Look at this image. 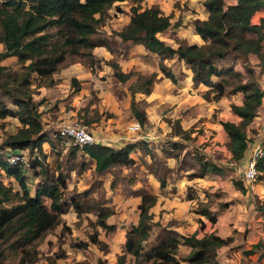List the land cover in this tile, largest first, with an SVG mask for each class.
I'll use <instances>...</instances> for the list:
<instances>
[{
  "label": "trees",
  "instance_id": "obj_1",
  "mask_svg": "<svg viewBox=\"0 0 264 264\" xmlns=\"http://www.w3.org/2000/svg\"><path fill=\"white\" fill-rule=\"evenodd\" d=\"M116 1L122 0H0V44L3 46L0 50V62L6 57L15 56L23 70L20 73L19 70L0 63V120L11 116L21 124L15 133L7 135L0 149L3 145L12 152L26 148L35 157H38V153L43 156L41 145L44 142L53 143V139L50 131L43 127L41 113L37 110L38 102L33 100L28 90L30 75L35 73L39 79L48 78L64 62L70 60H79L93 69L97 59L92 49L97 45H103L116 53L118 50H113L104 36L96 34L107 10ZM202 4L208 12L206 18H194L192 21L196 33L203 40L200 44H190L182 39L171 46L159 39L156 34L170 25L171 14H165L157 4L143 8L139 4L131 5L128 22L116 32L119 38L117 42L122 44L123 55L130 46L141 43L155 52L160 60L176 57L178 61L186 63L191 71L192 83L207 86L204 92L207 99L240 93L241 103L230 105L231 112L239 116V121L221 122L230 158L238 163L247 149V128L258 112L264 93L253 66L247 64L249 54H254L258 59L257 72L264 69V17L258 23L251 21L256 11L264 9V0H203ZM116 9H119L118 6ZM51 26H57L56 38L44 31ZM77 57L80 59H75ZM237 61L242 62L241 69L235 67ZM105 62L111 66L114 78L121 83L133 75V70L122 72L114 59ZM159 67L165 76L172 81L176 80L161 62ZM135 72L136 82L139 83L138 91L148 94L155 74L144 76ZM70 81L74 89L78 90L76 78L72 77ZM54 83L50 80L49 83L38 85L51 86ZM3 96L14 107L8 106ZM129 108L134 117L132 121H138L141 128L145 127L148 119L144 109L133 98ZM169 134L180 138L189 135L178 119L172 121ZM169 144L177 149L182 146L179 139L170 140ZM68 147L73 150L80 147L94 161L97 173H103L112 166H133L136 161L130 153L135 148L152 153L144 139L125 143L121 147L98 142L82 146L67 145L65 148ZM192 158L198 163L195 172L198 176L220 171L214 162L203 161L202 156L196 152ZM28 165L35 171L40 164L34 158ZM257 168V178H260L261 172H264V158L258 160ZM2 174L12 177L19 190H14L10 184H4L0 178V264H30L38 258V242L59 224L61 214L68 204L74 207L77 215L80 214V194L70 196V202L64 199L60 188L65 185L64 178L57 176L53 183L44 177L43 184L37 186L31 195L23 164L8 163L0 152V177ZM190 175L195 176L193 173ZM163 184L164 181H160V185ZM233 184L244 190L241 181L234 180ZM43 196L49 199V207L44 204ZM155 199V196L143 197L136 223H131L125 232L122 253L117 256L118 264L128 252L134 254V264H220L216 258L217 250L227 245L231 237H221L213 231L201 236H197L196 232L182 235L167 225L159 226L150 211ZM200 203L204 207L197 209V213L214 222V213L205 203ZM92 208L95 219L88 220L90 230L86 232L87 239L74 240L70 245L85 250L89 244H93L106 253L108 245L99 238L97 228L105 231L113 229V225L107 223L112 210L99 203H94ZM154 226L159 227L154 240L150 245L143 244ZM179 245L189 248L183 259L176 257ZM58 251V256L64 255L61 248ZM48 259H51L49 264H54V259ZM97 264L112 263L98 257Z\"/></svg>",
  "mask_w": 264,
  "mask_h": 264
},
{
  "label": "rangeland",
  "instance_id": "obj_2",
  "mask_svg": "<svg viewBox=\"0 0 264 264\" xmlns=\"http://www.w3.org/2000/svg\"><path fill=\"white\" fill-rule=\"evenodd\" d=\"M196 1L201 2V0ZM114 3L107 10L105 19L98 26L96 34L97 36H104L113 50H118L113 53L126 57L129 55L131 46L123 55V47L121 43L117 42L119 38L116 34L125 16L119 6V9H114ZM188 4L190 2L185 5L187 8L191 6V4L187 6ZM116 10L117 13H115ZM194 11L197 13L195 9ZM186 13H188V9L185 10ZM192 16L189 15L185 19V21L188 20L183 26L184 31L182 30L185 34H188L189 30L187 24L192 23L194 18H198H191ZM56 30L57 26H51L44 31L51 34L52 38H56ZM169 32L171 36L175 33L172 29ZM174 41L172 39L171 42L174 43ZM2 49L3 46L0 44V50ZM103 50V47H95L97 62L93 69L83 65L79 60H70L64 62L60 69L48 78L39 79L35 73L30 75L31 84L28 90L33 100L39 104L37 110L41 113L43 127L50 131L53 143L44 142L41 145L43 156H39L37 152L38 157H35V154L33 152L32 154L29 153L26 148L22 150V164L28 190L32 195L37 186L43 184L44 177L52 180L53 183L57 176H62L65 185L60 188L64 199L70 202V196L79 193L81 207V212L77 215L74 207L70 203L68 204L65 212L61 214L59 224L48 231L44 238L38 242V258L30 264H49L51 259H48V257L54 259V264H77V262H80V264H97L98 257L105 258L109 263L118 264L117 256L122 253L125 232L131 223L137 221L143 197H156L159 193L164 192H168L165 195L171 194L169 196L171 209H167L159 217L153 218V220L159 222V226L167 225L170 226L169 228L176 230L172 228L175 226L179 232L185 234L196 231L197 236L211 231L228 234L231 241L217 250L216 258L220 264H264V252H261V249L258 257H256V255L251 256V254L242 253L239 248V242L242 244L246 239V235L243 239V233L246 234L250 229L248 228L246 231H243L244 229L237 230L238 227L245 228L248 223L254 221L251 240L259 241L261 245H264V196L250 193L248 199L253 202L254 207L249 204L247 210L242 206L239 208L237 202L232 203L238 193L232 189L230 181L242 178L245 159H241L236 163L228 158L226 152L227 140L224 136L217 135L215 129L218 117L230 118L229 105L231 102L238 100L239 97L241 98V94H228L218 98L220 101L214 104L212 101L218 99L205 98L204 92L207 88L202 86H200V89L194 88L190 85L188 78L181 80V86H176V83L172 85L165 80V83H161L155 100L163 99L166 91H169V94L165 95L166 100L164 103L152 107L153 99L149 97L150 95L145 96L139 93L140 91L137 89L139 83L136 82V70L132 71L131 80L116 83L117 80L115 81L110 76L109 69L103 63L105 60L99 58L98 54ZM145 57L144 53H140L137 63L142 61L148 63ZM160 62L165 68L170 66L176 72L186 68L185 64L176 61L160 60ZM0 63L10 66L14 70H19L20 73L23 71L22 64L15 56L6 57ZM151 63L150 65L156 67L153 61ZM247 64L253 66L259 85L264 92V76L257 72L258 68L255 67V64H252L249 60ZM240 65L243 66L240 61L235 63V67ZM158 67H156L157 70L160 69ZM77 68H86L88 74L85 75L84 73L82 75ZM72 76L76 77L79 84L78 90L74 89L70 81ZM50 80L56 83L51 86L44 85L47 87L44 91L46 93H43L46 96H41L40 92H43L44 89H41L42 85H38V83L46 84ZM130 82L132 83L130 84ZM166 87L169 89H166ZM170 93L176 94L174 96L175 103L168 107L167 100ZM2 98L8 106L14 107L6 97L3 96ZM132 98L140 108L149 109L150 117L159 116L161 119L163 118V125L154 126L153 123H147L138 132L129 131L127 126L134 119L129 108ZM175 110L177 112L179 110L177 115H180L183 112L182 110H190L182 121L188 131V137L180 138L177 135L169 134L172 121L178 119L173 118L175 117L173 113ZM257 115L258 117H255V120L258 123H253V127H248V143L252 144L260 134H264V93ZM168 118L173 119L167 122ZM73 120H81L84 124H87L98 143H109L110 146L114 147L115 145L119 146V144L144 139L147 141V147L152 153H145L142 149L135 148L131 152L136 161L133 166H112L103 173H97L94 170V161L90 160L80 147L74 150L71 147L65 148L66 146L57 136L59 126ZM19 127H21V124L15 117L6 116L1 119L0 145L8 134L15 133ZM148 129L152 130L151 136L153 135L149 138L146 137ZM177 139L182 142V146L179 149L172 148L169 144L170 140ZM6 151H9V147L3 145L0 152L5 159ZM164 151H167V153ZM195 152L202 156L203 161L214 162L216 168L218 167L220 171L208 172L203 176H198L195 173L198 163L192 158ZM34 158L40 164L35 171L28 165L29 161L34 160ZM192 173L195 176H191ZM0 178L4 184H10L14 190H19L18 184L12 177L2 174ZM187 179H195L200 182L198 188L194 189ZM258 179L264 181V172H261V178H257L256 181ZM162 180L164 184L160 185ZM167 185H169L170 191L166 190ZM244 193L241 195L242 200L240 203L244 200L246 202L247 195ZM188 194H197L199 199L207 198L209 208L217 212L215 223H210L211 221L202 215V217H199L197 209L204 207L200 203L202 201L196 200V198L190 201L186 198ZM227 199L231 206L228 209L219 208L222 202ZM42 200L49 207V199L43 196ZM94 203H99L103 207L112 210L107 222L113 225V229L105 231L99 227L97 228L99 238L108 245L106 253H103L92 244H89L85 250L76 249L70 245L74 240L87 239L86 232L90 230L88 220L95 219L94 209L92 208ZM202 203L206 204V202ZM218 208L220 210H217ZM161 210L165 211L164 208ZM258 217L260 219L257 221ZM164 220H167L166 224H164ZM158 230L159 227L154 226L149 238L143 244L150 245ZM60 248L64 251L63 256L57 255ZM188 252V247L179 245L176 257L183 259ZM9 261L12 260L9 259ZM120 264H134V254L131 252L126 253Z\"/></svg>",
  "mask_w": 264,
  "mask_h": 264
},
{
  "label": "crops",
  "instance_id": "obj_3",
  "mask_svg": "<svg viewBox=\"0 0 264 264\" xmlns=\"http://www.w3.org/2000/svg\"><path fill=\"white\" fill-rule=\"evenodd\" d=\"M188 2H190V4H191V6H189L190 4H188L187 6H189V8H187L185 5L188 3ZM202 2H203V0H201V2L200 3H198L196 0L195 1H193V0H122V1H116L115 3H114V9L116 8V6H119V8H120V10H121V12H122V14H124V21L121 23V25L119 26L120 28L124 25V24H126L127 22H128V20H129V15H130V11H129V8H130V6L131 5H135V4H139L140 6H141V8H143V7H146V6H149V5H151V4H157L158 5V7L165 13V14H171V17H170V25L164 30V31H161V32H158L156 35H157V37L159 38V39H161L165 44H169V45H171V46H174V45H176L180 40H182V39H184L186 42H188V43H196V44H200V43H202L203 42V40L200 38V36L196 33V31H195V29H194V27H193V24L192 23H189V24H187V27L189 28V30H188V34H185L183 31H184V25L187 23V21L188 20H186L185 21V19L187 18V17H189V15H193L191 18H194V17H198V18H200V19H204V18H206V16H207V10L205 9V7H204V5L202 4ZM180 8H183V9H180ZM188 9V13H186L185 14V10H187ZM194 9L197 11V13H195V11H194ZM115 13H117V10L115 11ZM261 17H264V9H260V10H258V11H256L253 15H252V17H251V21L253 22V23H258L259 22V19L261 18ZM191 18H189V19H191ZM119 28V29H120ZM119 29H117V30H119ZM174 30L175 31V33H174V35H169L170 34V30ZM192 29V30H191ZM183 30V31H182ZM185 35H187V36H185ZM176 37V38H175ZM172 39H174L175 41H174V43H172L171 41H172ZM95 47H103V51H100V54H98L99 55V58H103V60H109V59H114L117 63H118V65L120 66V69H121V71L122 72H128V71H130V70H136L137 72H139L140 74H142V75H150V74H152V73H155V77H154V80H153V83H152V87H151V91L148 93V94H145V93H143V92H139V93H142V94H144L145 96H147V95H150L149 97L150 98H152L153 100H152V103H151V105H152V107H156V106H159V105H161L162 103H164L165 102V100H166V97H165V95H168L169 94V91H166V93H165V95H164V98L163 99H157V100H155V97H157V95H158V90H159V87H160V85H161V83H165V80H167L169 83H171L172 85H175L174 83H176V86H181V80L182 79H185V78H188L189 79V81H190V85H192L194 88H197V89H200V86H202V87H205V88H207V86H205V85H203V84H201V83H199V84H197V85H194L193 83H192V80H191V71H190V69H189V66L186 64V63H184V62H182V61H178L177 59H176V57H172V58H166V59H164V61H170V62H178V63H181V64H185L186 65V68L183 70V69H181V70H179L178 72H176L175 70H173L170 66H168L166 69H168V70H170V72L171 73H173V75L175 76V81H172L169 77H167V76H165L164 75V73L161 71V69H159V70H157L156 69V67H158L159 66V62H160V59H159V56L155 53V52H153V51H151V50H149L148 48H146L143 44H141V43H136V44H134V45H132L130 48H129V55L128 56H126V57H122L121 55H116L115 53H113V52H111V51H109L108 49H106L103 45H97V46H95ZM95 47L92 49V53L94 54V55H97V54H95ZM140 53L142 54V53H144V55L146 56L145 58H147V62L148 63H145L144 61H142V62H139V63H137V61H138V59H139V57H140ZM116 56H118V57H116ZM133 60V62H131ZM248 60L252 63V64H255V67L256 68H258V66H257V62H258V59H257V57L254 55V54H249V56H248ZM105 61H103V63L105 64V66L109 69V71H110V76L113 78V79H115L114 78V76H113V74H112V68H111V66L108 64V63H106ZM151 61H153L155 64H156V67H154V66H152V65H150V64H152L151 63ZM159 68V67H158ZM236 68H239V69H241V66H239V67H236ZM78 69V68H77ZM86 69V68H85ZM84 68H79L78 70H79V72L82 74V75H84V73H85V75H87L88 74V70H87V73H86V70H85ZM178 73V74H177ZM260 74H261V76H264V69L263 70H261V72H260ZM132 76V75H131ZM72 77H74V78H76L75 76H72ZM71 77V78H72ZM70 78V79H71ZM131 78L132 77H130V78H128L126 81H128V80H131ZM115 81H116V79H115ZM125 81V82H126ZM260 82H261V79H260ZM56 83V82H55ZM54 83V84H55ZM116 83H121V82H119V81H116ZM132 82H130V84H131ZM192 86H191V88H192ZM44 89V90H42L43 92H40V95L41 96H46V94H43V93H46V92H44L45 90H46V88L47 87H41V89ZM166 89H169V88H167L166 87ZM174 93H175V91H173ZM237 93H232L231 95H236ZM239 94V93H238ZM176 95V94H175ZM175 95H173L172 93H170V96H169V98H168V104H167V106L169 107L171 104L173 105L174 103H175ZM37 97V96H36ZM171 97H174V98H171ZM263 98V97H262ZM234 99V98H233ZM157 101V102H156ZM174 101V102H173ZM219 102L220 100L218 99V100H216V101H212L214 104L216 103V102ZM231 103H235V104H240L241 103V98L239 97V99L238 100H236V101H233V102H231ZM231 103H230V105H231ZM261 103H262V100H261ZM261 103H260V105H261ZM230 105H229V107H230ZM172 109V108H171ZM149 109H146V108H144V111L146 112V115H147V123L149 124V123H153L154 124V126L155 125H158V126H162L163 125V118L161 119V117H159V116H157V117H154V116H152V117H150L149 116V111H148ZM158 110V109H157ZM183 112L182 113H180V115H177L178 114V112H179V110H178V112H177V110H175V112H173L174 113V116L175 117H173V116H171V117H173V118H178L179 119V121H180V123H181V127L182 128H184V129H186V126L184 125V122H182L183 120H184V118L183 117H185V115L186 114H189V111L190 110H182ZM230 112H231V109H230ZM230 118H227V117H218L216 120V127H215V129L217 130V135H219V136H224L225 138H226V140H227V137H226V133H225V131H224V129H223V127H222V125H221V122L222 121H226V120H228V121H232V122H238L239 121V116H237L236 114H234V113H230ZM181 119H180V118ZM190 117H192L191 115H190ZM255 117H258V115L256 114L255 115ZM255 117L253 118V120H252V122L249 124V126L248 127H253V123H258V122H256V120H255ZM173 118H168L167 119V122H169L170 121V119H173ZM188 118V117H187ZM132 122V121H131ZM130 122V123H131ZM170 129V127L168 128V130ZM249 130V128H247V136H248V131ZM166 132V131H165ZM151 134H152V130H150V129H148V131H147V133H146V137L147 138H149V137H152L151 136ZM263 134V133H262ZM96 138V137H95ZM256 141V140H255ZM100 143V142H99ZM254 143V142H253ZM101 144H105V143H101ZM248 145H247V149H246V151H245V153H244V155H243V157H242V159H245V163H246V160H247V158H248V156H249V152H250V148H251V144L252 143H247ZM106 145H109L110 146V144L109 143H106ZM124 144H119V146H117V145H115L114 147H121V146H123ZM133 152V151H132ZM226 152H227V157L228 158H230V152H229V150L227 149L226 150ZM131 154V153H130ZM132 156V155H131ZM133 157V156H132ZM134 159H135V157H133ZM261 178V177H260ZM196 179V178H195ZM195 179H187V181H190L189 183H190V185L192 186V187H194V189L195 188H198V185L200 184V182H197ZM257 179V178H256ZM256 179L254 180V181H256ZM234 180H238V181H241L242 182V185H243V188H244V190H240L239 188H237L234 184H233V181ZM234 180H231L230 182H231V187H232V189L234 190V191H236L237 193H238V195L236 196V198L234 199V201L232 202V203H234V202H237L236 204H237V206L239 207V208H241V206L245 209V210H247L246 208H247V206H250L249 204H251L252 206H253V202H250L249 201V199H248V195L250 194V193H256L258 196L259 195H263L264 196V181H261L260 179H258L256 182H254V181H252V182H246L245 180H244V178H243V176H242V178H240V179H234ZM169 185H167L165 188H166V190H169ZM170 191V190H169ZM245 192V193H244ZM166 193H168V192H164V193H159V195L158 196H156V199H155V203L152 205V207L150 208V211L153 213V218H157V217H159V215L161 214V213H165L166 211H167V209L169 210V209H171V202L169 201V196L171 195H165ZM242 193H244V194H246L247 195V198H246V202L248 201V203H246L245 202V200L244 201H242L241 203H240V201L242 200L241 199V195H242ZM164 194V195H163ZM192 196V198H188V196ZM240 195V196H239ZM244 197H245V195H244ZM186 198L188 199V200H190V201H192L193 199H195L196 198V200H200V201H202V202H206V206H207V208L212 212V213H214V215H215V221H216V219H217V212H216V210H212V208H209V206H208V204L209 203H207L208 201L206 200L207 198H198L197 197V194L195 195V194H188L187 196H186ZM203 199H205V200H203ZM228 199L226 200V201H223L222 202V204L220 205V207L219 208H221V209H228L231 205H230V203H228ZM168 203H170V204H168ZM169 205V206H168ZM155 207H157V208H155ZM170 207V208H169ZM254 207V206H253ZM162 208H164L165 209V211H162L161 209ZM217 209V210H220V209ZM250 208V207H249ZM198 215H199V217H202L199 213H198ZM204 217V216H203ZM108 219V218H107ZM260 218L258 217L257 218V221L259 220ZM154 221H157V220H154ZM161 221H163V220H161ZM160 221V222H161ZM165 221V223L164 224H166L167 223V220H164ZM203 221V220H202ZM205 221V220H204ZM215 221L214 222H210V223H215ZM108 223V222H107ZM136 223V222H135ZM110 224V223H109ZM253 224H255V222L254 221H252V223H248L246 226H245V228H241V227H238L237 228V230H242V229H244L243 231H246V229H250V231H248L246 234H245V232L243 233V239H244V236L246 235V239L243 241V243L242 244H240L241 242H239V248H240V250H241V252L242 253H246V254H248V255H250L251 254V256H255L256 255V257H258V255H259V251H260V249H261V252H263L264 251V245H261L260 243H259V241L258 242H256V241H254V240H251V238H252V234H253ZM170 227V226H169ZM172 228H175L176 230L175 231H177L179 234H182V235H186L185 233H183V232H179V230L177 229V227H175V226H173ZM102 229V228H101ZM128 229V228H127ZM194 232H196V231H194ZM191 233H193V232H191ZM226 233V232H225ZM197 234V233H196ZM216 234H218L219 236H221V237H227V236H229L228 234H221L219 231L216 233ZM263 235H264V232H263ZM104 241V240H103ZM93 245V244H92ZM89 246V245H88ZM259 249V250H258ZM240 256H241V254H240ZM111 263V262H110Z\"/></svg>",
  "mask_w": 264,
  "mask_h": 264
},
{
  "label": "built area",
  "instance_id": "obj_4",
  "mask_svg": "<svg viewBox=\"0 0 264 264\" xmlns=\"http://www.w3.org/2000/svg\"><path fill=\"white\" fill-rule=\"evenodd\" d=\"M129 131L138 132L141 130V126L138 121H132L128 124ZM57 136L61 139L64 146L91 144L96 142L94 134L88 128L87 124H84L81 120H73L67 123H63L57 130ZM22 150L18 152L6 151V160L10 164H19L23 161ZM260 158H264V134H260L256 141L251 145L249 156L244 165L243 178L246 182L254 181L259 170L257 168V162Z\"/></svg>",
  "mask_w": 264,
  "mask_h": 264
}]
</instances>
